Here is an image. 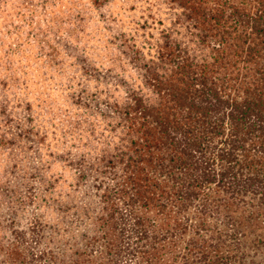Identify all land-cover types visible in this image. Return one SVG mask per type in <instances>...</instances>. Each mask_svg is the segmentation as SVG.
Instances as JSON below:
<instances>
[{
	"label": "trees",
	"instance_id": "16d2710c",
	"mask_svg": "<svg viewBox=\"0 0 264 264\" xmlns=\"http://www.w3.org/2000/svg\"><path fill=\"white\" fill-rule=\"evenodd\" d=\"M164 1L152 54L124 40L140 84L96 107L94 147L91 116L61 153L22 143L45 141L30 115L0 133L13 153L0 196L13 218L30 208L21 233L38 245L81 222L72 208L91 213L93 264H264V0Z\"/></svg>",
	"mask_w": 264,
	"mask_h": 264
},
{
	"label": "rangeland",
	"instance_id": "374dc122",
	"mask_svg": "<svg viewBox=\"0 0 264 264\" xmlns=\"http://www.w3.org/2000/svg\"><path fill=\"white\" fill-rule=\"evenodd\" d=\"M174 10L164 0H0V110L7 105L10 119L5 121L0 112V133L8 132L11 138L30 115L32 121L26 125L33 131L39 129L45 141L37 144L30 134L22 143L40 152L61 153L82 147L85 138L78 142L83 134L77 123L91 116L96 131L87 143L94 147L102 127H97L98 120L104 118L96 107L107 110L112 93L123 96V83L140 84L124 40L143 45L140 49L146 56L152 54L149 47L170 24ZM3 145L0 159L10 162L12 149ZM59 164L66 166L63 161ZM5 166L3 161L0 185L5 181ZM89 193L86 188L78 196L82 205L91 202ZM27 210L13 218L0 196V264L99 261L93 245L87 243L98 234L91 213L72 208L75 214L71 216H79L81 222L69 229L58 223L60 235L51 242L46 239L47 245H38L32 235L21 233L30 224ZM9 218L20 224H11ZM101 261L107 263L105 258Z\"/></svg>",
	"mask_w": 264,
	"mask_h": 264
}]
</instances>
